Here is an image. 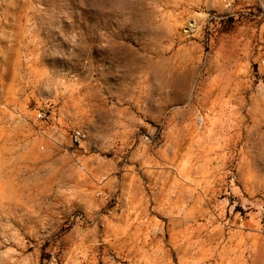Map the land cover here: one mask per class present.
<instances>
[{
  "label": "rangeland",
  "instance_id": "rangeland-1",
  "mask_svg": "<svg viewBox=\"0 0 264 264\" xmlns=\"http://www.w3.org/2000/svg\"><path fill=\"white\" fill-rule=\"evenodd\" d=\"M223 1L0 0V264H264V22Z\"/></svg>",
  "mask_w": 264,
  "mask_h": 264
},
{
  "label": "built area",
  "instance_id": "built-area-1",
  "mask_svg": "<svg viewBox=\"0 0 264 264\" xmlns=\"http://www.w3.org/2000/svg\"><path fill=\"white\" fill-rule=\"evenodd\" d=\"M236 0H224V4L226 7H231ZM259 6L260 10V16L261 19L264 22V0H256ZM261 63L264 65V52L262 54ZM37 117L43 122L42 123V129L40 132L43 136H45L48 142H51L53 145L60 147L64 151L67 152H74V146L79 145L86 137L87 133L86 131L81 127H73L69 131H66L65 133H59V130L57 129L56 125H49V122L46 118V114L39 112ZM46 126H50V130H45ZM61 137H65L66 139H61ZM70 142L67 143L66 141ZM42 147H44V144H42Z\"/></svg>",
  "mask_w": 264,
  "mask_h": 264
}]
</instances>
